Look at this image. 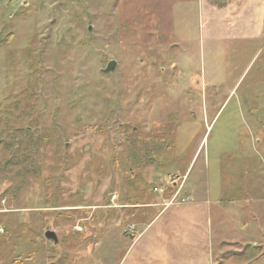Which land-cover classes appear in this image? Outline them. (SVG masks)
<instances>
[{"label":"rangeland","instance_id":"obj_1","mask_svg":"<svg viewBox=\"0 0 264 264\" xmlns=\"http://www.w3.org/2000/svg\"><path fill=\"white\" fill-rule=\"evenodd\" d=\"M198 2L0 0V264H264V29Z\"/></svg>","mask_w":264,"mask_h":264},{"label":"crops","instance_id":"obj_2","mask_svg":"<svg viewBox=\"0 0 264 264\" xmlns=\"http://www.w3.org/2000/svg\"><path fill=\"white\" fill-rule=\"evenodd\" d=\"M200 1L202 2L198 3L202 10L201 14L208 19L205 35L211 41L233 38L251 41L264 29V1L235 0L233 4L224 6L211 3L209 0ZM232 93L233 91L230 96Z\"/></svg>","mask_w":264,"mask_h":264},{"label":"water","instance_id":"obj_3","mask_svg":"<svg viewBox=\"0 0 264 264\" xmlns=\"http://www.w3.org/2000/svg\"><path fill=\"white\" fill-rule=\"evenodd\" d=\"M91 29V28H90ZM117 62L115 60H112L108 63V65L106 66V68L104 70H102L105 74H112L115 72L116 70V66H117ZM46 238L48 240L54 241L55 243L58 242V237L56 235V233L54 231H47L46 232Z\"/></svg>","mask_w":264,"mask_h":264},{"label":"trees","instance_id":"obj_4","mask_svg":"<svg viewBox=\"0 0 264 264\" xmlns=\"http://www.w3.org/2000/svg\"><path fill=\"white\" fill-rule=\"evenodd\" d=\"M210 2H212V3H214V4H218V5H220V6H224L223 4H220V3H218V2H216V1H214V0H209Z\"/></svg>","mask_w":264,"mask_h":264}]
</instances>
